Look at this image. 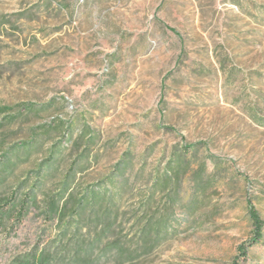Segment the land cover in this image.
Returning a JSON list of instances; mask_svg holds the SVG:
<instances>
[{
	"label": "rangeland",
	"instance_id": "obj_1",
	"mask_svg": "<svg viewBox=\"0 0 264 264\" xmlns=\"http://www.w3.org/2000/svg\"><path fill=\"white\" fill-rule=\"evenodd\" d=\"M68 182L165 219L98 264H264V0H0V264L64 249Z\"/></svg>",
	"mask_w": 264,
	"mask_h": 264
},
{
	"label": "trees",
	"instance_id": "obj_2",
	"mask_svg": "<svg viewBox=\"0 0 264 264\" xmlns=\"http://www.w3.org/2000/svg\"><path fill=\"white\" fill-rule=\"evenodd\" d=\"M171 182V177L168 176L162 188L167 192L164 194L167 198L172 190L169 186ZM70 184L71 182L67 183V189L70 188L71 191L65 202L60 208L56 207L58 220L63 224L61 242L65 241L64 249L61 252L55 250L46 257L42 254L38 258L33 255L20 264H35V261L47 264L53 260L65 263V259L70 264H98L101 259H113L122 263L152 250L165 237L166 233L162 231L164 217L156 218V212L151 211L156 203L154 191L144 196L138 208L133 204H126L124 208V195L131 189L127 184L117 193L102 188L103 182L85 187L76 186V189L71 188ZM156 185L153 184L154 189ZM248 210L253 232L248 244L238 247L239 255L243 258L246 257L248 246L261 240L264 227L263 219L256 208L249 205ZM126 224L138 227L129 237L123 234ZM72 227L74 231L70 235L68 231ZM70 243L73 246L70 247ZM64 253L67 255L63 256ZM233 264H239L238 260L235 259Z\"/></svg>",
	"mask_w": 264,
	"mask_h": 264
}]
</instances>
